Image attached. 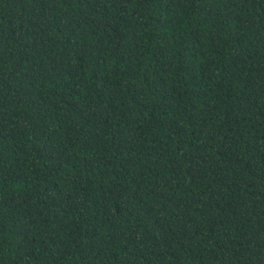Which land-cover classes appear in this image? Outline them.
I'll return each mask as SVG.
<instances>
[{"label":"trees","instance_id":"obj_1","mask_svg":"<svg viewBox=\"0 0 264 264\" xmlns=\"http://www.w3.org/2000/svg\"><path fill=\"white\" fill-rule=\"evenodd\" d=\"M0 264H264V0H0Z\"/></svg>","mask_w":264,"mask_h":264}]
</instances>
